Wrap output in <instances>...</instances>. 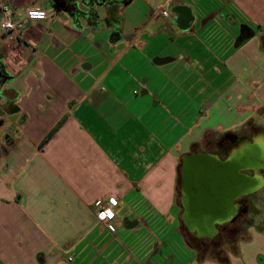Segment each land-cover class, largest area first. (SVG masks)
Returning <instances> with one entry per match:
<instances>
[{"label": "crops", "instance_id": "obj_1", "mask_svg": "<svg viewBox=\"0 0 264 264\" xmlns=\"http://www.w3.org/2000/svg\"><path fill=\"white\" fill-rule=\"evenodd\" d=\"M76 1L0 0L50 13L0 29V264H264L263 210L221 261L198 256L178 200L183 156L264 137V0H171L166 19L165 0H116L115 43L106 7L95 27ZM110 198L112 232L92 206Z\"/></svg>", "mask_w": 264, "mask_h": 264}, {"label": "water", "instance_id": "obj_2", "mask_svg": "<svg viewBox=\"0 0 264 264\" xmlns=\"http://www.w3.org/2000/svg\"><path fill=\"white\" fill-rule=\"evenodd\" d=\"M71 1V0H70ZM69 0H53L52 11L67 12ZM76 7L83 6L81 0ZM251 146V145H249ZM244 146L226 162L214 154H188L182 157L180 166L181 205L180 219L196 240L218 237L217 226L229 220L234 211L230 208L233 200L241 195L254 193L262 187L256 179H250L242 171L246 167L264 168V157ZM262 166V167H261ZM232 209V210H231Z\"/></svg>", "mask_w": 264, "mask_h": 264}, {"label": "flooded vegetation", "instance_id": "obj_3", "mask_svg": "<svg viewBox=\"0 0 264 264\" xmlns=\"http://www.w3.org/2000/svg\"><path fill=\"white\" fill-rule=\"evenodd\" d=\"M105 1H108V0H102L103 3ZM7 82H8L7 76L4 73L3 67L0 63V84L3 85ZM0 97H1V93H0ZM12 109L13 108H12L11 104L8 102L7 103L5 102L3 106H0V114L8 112V111H12ZM2 125H3V120H0V126H2ZM225 138H223L218 143V145L216 147H213L214 150L212 152L210 151L208 153V154L216 155L223 162H226L227 160H229V158L235 152H238L241 148H243V147H240V144H242V141L240 139H235V140L227 139V140H225ZM250 138H251L250 139L251 144L255 143L256 139H254V136H252ZM195 152L196 151H192V153H190V154H196ZM263 167H264V165H263ZM246 168L247 169L242 171L241 173L245 174L250 179V182H248V185H252L253 182L254 183L257 182L256 179H260L262 181V187L254 193L241 195L237 199L233 200L230 208L233 209L234 215L229 220L225 221L222 225L217 226V229H218V237L217 238H214V237L211 239L206 238L209 241H211L212 244H215L220 236L228 235L229 237H232L234 232H236L235 230H237L236 228H238L240 226V224L242 223V220H244V218L246 217V215L249 212L250 202H251L250 199L252 197L255 198L256 195L260 191L264 190V168H260V167H258V168L246 167ZM179 187L180 188L182 187V181H180ZM181 198H182V196H181L180 191H179L178 200H179V204L181 207L180 208L181 209L180 216L183 213V208H182V205L180 203ZM182 225H183L184 229L186 230V233L189 234L190 237H192L193 239L196 240L194 233H191L190 231H188L185 223L182 222ZM198 241H206V240L205 239H199Z\"/></svg>", "mask_w": 264, "mask_h": 264}, {"label": "built area", "instance_id": "obj_4", "mask_svg": "<svg viewBox=\"0 0 264 264\" xmlns=\"http://www.w3.org/2000/svg\"><path fill=\"white\" fill-rule=\"evenodd\" d=\"M171 0H165L160 7L159 15L163 19L168 16L167 5ZM50 18V13L44 9H27L23 15V18L19 20L13 19L12 10L6 4H0V29L2 33L6 35H12L15 37H22L26 28L36 22H41ZM117 200L110 198L107 201L98 200L93 203V210L96 215V219L104 224L108 231L114 230L109 221L113 218V207L117 205Z\"/></svg>", "mask_w": 264, "mask_h": 264}, {"label": "trees", "instance_id": "obj_5", "mask_svg": "<svg viewBox=\"0 0 264 264\" xmlns=\"http://www.w3.org/2000/svg\"><path fill=\"white\" fill-rule=\"evenodd\" d=\"M128 0H124V3H126ZM82 4L85 7V10H79L77 9L76 11V16L82 17L85 20H87L92 26L94 25L95 27L98 25H103L106 22H108L109 27H113V30L110 34V40L111 42H118L121 40L122 35H121V24H122V18L118 17L116 15V8H115V4H117L118 2L116 0H108L105 1L104 3L102 2V0H81ZM110 3V4H109ZM106 4L108 6H106ZM104 6L106 7L110 17L106 22H99V14L98 11L96 10V6ZM253 35V32L250 31L247 28H243L242 32L240 34L239 37V42L244 41L246 38L251 37ZM197 241V240H195ZM195 244V243H194ZM191 244L193 246V248L196 250L197 254L199 257L202 258H211V259H218V260H222V258L220 257L222 251L219 250V248L213 244L210 245V247H208L209 245L205 244V241H197L196 245ZM211 249V250H210Z\"/></svg>", "mask_w": 264, "mask_h": 264}, {"label": "rangeland", "instance_id": "obj_6", "mask_svg": "<svg viewBox=\"0 0 264 264\" xmlns=\"http://www.w3.org/2000/svg\"><path fill=\"white\" fill-rule=\"evenodd\" d=\"M262 137V136H260ZM259 137V138H260ZM251 149L250 151L252 152H257L258 154H260L262 157H264V137L260 138V139H256L255 143L251 144V146H249ZM214 149L213 147L209 149L208 152H212ZM257 197H252L250 200V208H249V212L246 215V217L244 218V220H242V223L240 224V226L238 228H236L237 230H235L236 232H234V234L232 235V237H229L228 235H223L220 236L218 238V240L216 241L215 245L219 248V250L221 251H225V250H232V247L234 244H236V242L239 240H245L247 239V232H246V227L249 226V224H251L253 222V218L255 216H259L262 213L263 210V216L261 217L262 219H264V199H263V203L261 202H257L254 201L256 200ZM256 221H258L256 219ZM192 238V237H191ZM205 244L209 245L208 247H210V245H213L211 241H209L208 239H205ZM198 241V240H197ZM197 241H194L193 239L191 240V243L196 245ZM211 250V249H210Z\"/></svg>", "mask_w": 264, "mask_h": 264}]
</instances>
